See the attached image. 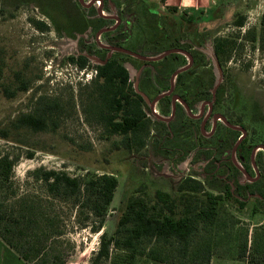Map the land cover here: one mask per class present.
<instances>
[{"label": "rangeland", "instance_id": "1", "mask_svg": "<svg viewBox=\"0 0 264 264\" xmlns=\"http://www.w3.org/2000/svg\"><path fill=\"white\" fill-rule=\"evenodd\" d=\"M90 1L83 0V3ZM172 1L175 3L172 7L176 8L174 13L166 10L162 0H106L108 6L104 14L121 20L117 33L99 37L95 29L98 19L91 20L95 2L84 11L87 8L80 0H0V153L17 159L10 182L4 189L0 186V199L28 194L47 200L45 186L34 178L38 169L64 171L71 177L87 171L98 175L106 173L114 175L119 182L104 229L99 233L90 229L95 221L87 222L81 209L71 203L55 202L50 207L59 217V226L65 233L58 249L66 264H92L103 233L107 240L113 236L130 196L153 197L157 190L176 195L179 183L188 175L204 182L202 166L206 165L202 159L192 162L195 158L192 150L180 161H177L178 155L172 157L165 149L158 150V136L154 132L140 153L116 150L114 143L121 137H108L95 122V113L90 109L89 88L95 71L80 70L68 60L69 56L78 55L77 50L81 51L79 38L91 43L84 47L91 65L99 64L98 57L103 54L108 55L98 51L96 44H109L114 36L115 39L119 36L122 46H127L129 21L133 22L134 33L142 27L140 41L146 38L151 43L170 36L179 48L202 53L205 59L197 77L208 82L213 73V91L215 86H221L226 92L224 105L217 111L222 115L227 112L237 123L243 119L240 123L257 133L253 142H264V48L259 39L264 0ZM183 15H186L185 20ZM201 16L204 20H199ZM240 17L244 19L243 27L236 23ZM191 18H195V23H189ZM37 23H43L45 31H40ZM112 24L114 22H108L107 26ZM216 39L235 42L230 59L221 69L222 74L214 54ZM161 44L155 53L146 54L170 49L169 42ZM135 49L139 50L135 53L144 55L149 46L139 44ZM126 67L131 77L139 75L137 66L127 63ZM22 85H27L26 91L19 90ZM41 96L64 104L58 128L36 133L29 128L14 127L20 116L34 110ZM231 103L238 107L231 108ZM239 179L243 181L242 177ZM256 205L255 200H250L243 209L225 204L222 216L226 226L216 231L218 247L211 264H251L249 255L239 258L238 245L244 230H249V246L253 247L256 240L264 241V213H254ZM84 223L91 226L82 228ZM150 247L165 259L171 257L168 253L171 247L165 250H158L156 244ZM114 253L115 250L113 256ZM100 264H111V261L102 260ZM136 264L162 263L143 256Z\"/></svg>", "mask_w": 264, "mask_h": 264}, {"label": "trees", "instance_id": "2", "mask_svg": "<svg viewBox=\"0 0 264 264\" xmlns=\"http://www.w3.org/2000/svg\"><path fill=\"white\" fill-rule=\"evenodd\" d=\"M162 3L167 11L175 12L176 8L167 6L166 0H162ZM97 14L94 10L92 15ZM185 18L186 15H183L182 19ZM239 19L236 23L239 27H243L244 19L242 17ZM199 20H204V17H199ZM106 23V19L98 18L95 29L102 28ZM130 23L126 32L128 44L125 47L128 50L136 52L139 50H136L135 46L148 45L150 52H142L143 56H157L162 52L152 55L146 53H155L154 51H157L164 41L170 43L169 50L179 48L178 43L171 41L170 36L151 43L146 38L140 41L139 31L142 27L140 26V29H136L134 33L133 22ZM189 23H195V18H191ZM43 26V23L36 25L42 32L45 31ZM261 28L259 39L264 48V15L261 19ZM252 39L256 40L255 37ZM234 47V41L227 39L214 41V54L221 69L230 59ZM81 49L84 50L83 41ZM190 54L193 65L177 77L175 93L193 108L201 102L212 100L214 75L211 73L208 82L202 79L203 77H197L205 56L200 52ZM68 60L80 70L95 71V77L89 88L90 109L95 113V122L102 126L108 137H121L119 142L114 143L116 150L140 153L146 148L147 139L154 132L158 136L157 149H165L172 157L183 153L180 160H184L189 150L198 146L202 148L198 151L195 161L207 160L212 156L210 151L204 149L205 142L202 137L197 143L189 135L183 138L177 136L176 130H172L174 136L171 137L172 131L152 115L144 98L136 92L126 67L127 63L137 66L138 70L143 67L138 83L139 91L149 98H154L163 91L166 92L170 86L171 75L187 65L184 55L174 53L162 61L152 63L151 66H163L165 71L164 74H155L153 81L149 69L151 66L123 53H115L103 65L92 66L86 54L69 57ZM138 62L143 65L140 66ZM167 69L172 70L173 73L169 74ZM1 76L0 67V79ZM193 77L195 81H192ZM27 88V85H22V89L19 90L26 91ZM224 91V87L221 86L216 89L215 99L218 109L224 105L226 93ZM160 104L162 116L166 117L171 112L169 98H163ZM64 109L61 101L41 96L34 110L20 116L13 126L18 129L29 128L36 133L47 131L49 128L56 130L59 126L58 119ZM184 114L186 115L185 112ZM182 116L179 117V122H183ZM159 124L163 127L162 130L161 127H156ZM218 137L224 140L225 130L220 131ZM228 144L229 141L224 140L223 144H218L220 148L218 150L223 151L228 148ZM167 148H171L172 151H168ZM221 154L216 152L214 161H210L204 168L207 173L204 182L191 177L183 179L177 187L176 195L157 190L153 197L130 196L121 211L113 236L107 240L106 233H103L100 248L92 264H100L102 260H110L111 264H136L137 259L143 256H148L149 259L162 264H211L218 247L219 235L216 231L226 226L222 216L225 204L238 205L243 209L247 205L248 195L258 194L262 198L254 199L257 204L254 213H264V182L257 185H241L238 179L240 173L233 165L231 168L223 165L222 170L217 171L215 162L223 159L224 156ZM32 157L33 155L30 154L29 158ZM16 162L17 159L11 155L0 153L2 189L10 182ZM34 175L35 180L45 186L48 199L44 201L40 196L28 194L0 199V239L27 264H66L63 253L58 249L65 233L59 226V217L50 207H53L55 202L71 203L73 207L81 209L80 213H84L87 222L95 221L92 226L84 223L82 228L91 226L93 232L99 233L104 229L105 220L114 201L118 179L112 174L98 175L89 171L71 177L64 171L38 169ZM152 244H156L158 250L171 247L168 251L171 257L166 259L161 257L156 249L150 247ZM251 246H249V230H244L243 238L238 245L239 258L243 259L249 255L251 264H264L263 239L256 240L253 247ZM112 249L115 250L114 256Z\"/></svg>", "mask_w": 264, "mask_h": 264}, {"label": "flooded vegetation", "instance_id": "3", "mask_svg": "<svg viewBox=\"0 0 264 264\" xmlns=\"http://www.w3.org/2000/svg\"><path fill=\"white\" fill-rule=\"evenodd\" d=\"M97 1L98 0H92L88 4H84L83 0H82V2L80 1V3L83 5V7L87 8L95 2V6H94L93 10H96V12L98 14L95 16L92 15L91 17L93 19H91V20L98 19V18H104V19H106L107 23L108 22H114V24H112L111 26H107V23H106L102 28L96 30L99 33V37H101L103 35L111 34V33H117L118 29H119L118 24H120L121 19L117 16L110 17L108 15H105L104 13L107 10V6H108L107 4L108 3L106 2V0H99L100 2L98 3V6L96 7ZM85 10L87 11L88 8ZM129 23H130V21L127 22V28L129 27ZM114 37L111 39L109 44H106V45L100 44V46L98 44H96L98 51H103V52H106L108 54V55L103 54L102 57H98L99 64H96V65H103L115 53H121V52L115 51V49H117V48H123V49L128 50L126 47H123L124 45L120 46L122 41H121V39L118 38L119 36H116V39ZM82 41L84 42V47L91 45L90 42H88L86 39H83V37H82V38L78 39V43H81V46H82ZM81 46H80L81 51H78V50L76 51L78 53L77 56H76V54H74V55H71L69 57H79V56L85 55V54L89 55L87 52H85V50L82 51ZM172 50L185 51L181 47L178 49H172ZM128 51H130V50H128ZM166 51H168V50H166ZM166 51L162 52V54L165 53ZM131 52H133V51H131ZM185 52H187L191 56V54L188 51H185ZM123 54H125V53H123ZM162 54H160V55H162ZM178 54H181V53H178ZM160 55L144 56V57L154 58V57H158ZM181 55H183V54H181ZM141 56H143V55H141ZM167 57H165V58H167ZM185 57L188 59L187 56H185ZM134 58H136V57H134ZM164 59H162V60H164ZM141 61H143L144 63H146V65H149V66H151L152 63L159 62V61L150 62V61H144V60H141ZM188 63L189 62H187V65H188ZM192 65H193V63H192ZM149 69L151 71V76H153L152 81L155 77V74H160V73L162 74L163 70H164L163 66H159V67L151 66ZM142 70H143V67L138 70L139 75L136 77L135 76L131 77V73H129L130 81L134 84L135 90H136V87L138 88L139 78H140V74H141ZM174 73L171 75L170 86L168 87L166 92L163 91V93H161L160 95H158L154 98H149L143 93L147 97L148 101L145 99L144 100L146 101V104L150 108L149 111H151L152 115H154L155 117H157V119L162 121L167 126L169 131L176 130L177 136H180L183 138L184 136L189 135V137H191V138L193 137L194 141H197V143L199 142L200 137L203 138V140L205 142L203 144L204 149L210 151L212 154V156H210L209 159L205 160L206 165L202 166L203 167L202 172H203L204 178L207 175L204 168H206V166L208 165V163H210V161L211 162L213 161V159L216 155V152L217 153L220 152V153H222L221 155H223L224 157L219 162H215V164L217 165V168H216L217 171H221L222 170L221 168H223V165H225L227 168H229V167L231 168V165H233L238 170V172L240 173V175H241L240 177L243 178V181H241L239 179L240 177L238 178L241 185L248 186V184L257 185V184L263 183L264 182V142H259V143L253 142V140L257 137V133L255 131L250 130L249 127L242 125L240 122H243V119L239 120V122L237 123L231 119V117L229 116V114H227V112L225 115H222L221 113H219L217 111L219 109H218V106L216 105L215 97H213L211 101L201 102V103L193 106V108H191L184 100H182L175 93L176 79L180 75L179 74L175 79L174 89H173L172 93L169 96L163 97V98L167 97L170 100V103H171L170 114H168L166 117L162 116L160 101L163 98L159 99L156 102L153 109L151 108V105L154 103V101L158 97L167 94L171 90V79H172V76L174 75ZM151 88H152V86H151ZM232 88H233V90H236V87L232 86ZM138 90H139V88H138ZM236 94H237V91H236ZM174 98H177L175 100V103H174L176 111H175V115L172 117L173 99ZM230 106L233 109L238 107L237 104H234V103H233V105L231 103ZM206 107L208 108L207 112L205 111ZM198 108H199V110H198ZM189 111H190V113H189ZM184 112L186 113V115L184 114ZM182 114H184V117L182 116ZM218 115L224 117L226 119V122H224L221 119L215 120V117ZM181 116L183 118V122H179V117H181ZM161 118H165V119L171 118V119L168 121H164ZM190 121H193V122H190ZM209 125H211V126H209ZM208 128H209V131H205ZM224 130H225V136H226L224 138V140L225 141L228 140L229 144H228V148L223 149V151H221V150H218V149H220V148H218V144L219 143L223 144L224 140L219 138L218 134L220 131L224 132ZM171 133L173 134V135H171V137L174 136L173 131ZM217 137H218V139H217ZM200 148H202V147L198 146L197 148L192 150L195 153V158L192 159V162L195 161L196 156H197ZM167 149L170 152L172 151L171 148H167ZM177 155L179 157H181V155H183V153H181V154L178 153L174 157H176ZM180 159H178L177 161H180ZM223 160H226V162L223 163ZM209 169H212V168L209 167ZM190 177L195 179V177L190 176V175H188L187 177H184L183 179H187ZM260 198H262V197L258 194H249L246 201L248 203L250 200L260 199Z\"/></svg>", "mask_w": 264, "mask_h": 264}, {"label": "water", "instance_id": "4", "mask_svg": "<svg viewBox=\"0 0 264 264\" xmlns=\"http://www.w3.org/2000/svg\"><path fill=\"white\" fill-rule=\"evenodd\" d=\"M80 1L82 2V0H80ZM115 51H118V52H121V53H125V54L131 55V56H133V57H136V58H138V59H140V60L150 61V62L161 61V60L164 59L165 57H167V56H169V55H171V54H174V53H181V54H183V55H185V56L188 57V59H189V63H188V65L185 66V67H183V68H181V69H179V70H177V71L174 73V75L172 76V79H171V90H170L167 94L158 97V98L154 101V103L151 105V108H152V109H153L154 105L156 104V102H157L159 99L163 98L164 96H169V95L172 93V91H173V89H174V83H175V79H176V77H177L179 74H181V73L187 71V70L191 67V65H192V63H193V59H192V57H191L187 52L182 51V50H168V51H166L165 53H163L162 55H160V56H158V57H154V58H147V57L141 56V55H139V54H137V53H134V52L128 51V50H126V49H123V48H117V49H115ZM217 67H218V69H219L220 74H222L221 67H220V65H219L218 62H217ZM217 87H218V86H215V91H213V92H216ZM136 92L139 93L140 95H142V96L144 97L145 100H147V97H146L143 93L139 92V90H138L137 87H136ZM214 94H215V93H214ZM176 99H177V98H174V99H173V113H172V117L175 115V111H176V109H175V104H174ZM147 101H148V100H147ZM189 113H190V111H189ZM161 119L164 120V121H168V120H170L171 118H170V119L161 118ZM217 119H221V120H223L224 122H226V119H225L224 117L220 116V115H218V116L215 117V120H217ZM246 175H247V174H246Z\"/></svg>", "mask_w": 264, "mask_h": 264}, {"label": "crops", "instance_id": "5", "mask_svg": "<svg viewBox=\"0 0 264 264\" xmlns=\"http://www.w3.org/2000/svg\"><path fill=\"white\" fill-rule=\"evenodd\" d=\"M172 0H167V6H175ZM0 264H27L0 239Z\"/></svg>", "mask_w": 264, "mask_h": 264}]
</instances>
